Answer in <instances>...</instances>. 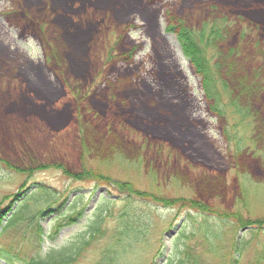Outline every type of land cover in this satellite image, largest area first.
Segmentation results:
<instances>
[{"label": "rangeland", "instance_id": "374dc122", "mask_svg": "<svg viewBox=\"0 0 264 264\" xmlns=\"http://www.w3.org/2000/svg\"><path fill=\"white\" fill-rule=\"evenodd\" d=\"M213 1L229 15L242 10L246 28L257 27L260 43L259 49L250 39L240 45L237 29L221 47L248 86L232 102L227 92L220 103L212 100L221 116L211 111L203 82L176 36L166 31L182 23L198 42L203 36L206 48L216 17L192 8ZM53 2L62 6L64 0ZM18 3L32 7L40 0H0L1 210L36 182L63 192L92 191L90 212L108 190L113 197L124 191L150 200L157 209L153 229L139 248L143 253L128 264H166L174 257L173 245L180 251L181 239L174 241L185 229L186 215L203 204L233 213L240 235L243 225H264V94L257 91L258 66L264 64V0H115L102 29L94 26L102 10L93 7L87 24L73 35L48 28L50 50L36 37L22 39L5 23L2 14ZM235 21L228 17L225 27L235 28ZM20 202L21 197L11 209ZM121 209L114 207L115 214ZM114 219L108 218L110 229ZM79 231L80 226L64 228L58 246ZM110 234L78 264H96ZM257 238L264 242V233ZM51 247L45 243L43 251Z\"/></svg>", "mask_w": 264, "mask_h": 264}, {"label": "trees", "instance_id": "16d2710c", "mask_svg": "<svg viewBox=\"0 0 264 264\" xmlns=\"http://www.w3.org/2000/svg\"><path fill=\"white\" fill-rule=\"evenodd\" d=\"M71 1L75 0H64L62 6L55 5L53 0H40L39 4L32 7L18 3L14 5L13 10L5 14L3 19L8 26L18 32L22 39L30 38V36L36 37L44 47L50 50L52 47L48 46L45 39V35L49 32V30L46 32L48 28H57L56 34L64 32L67 35H73L74 32L82 30L87 24L75 29L71 27L68 19L62 18V14H55L57 7H64ZM76 1L81 3V7L92 5L94 9L102 10L98 17L99 20H94V26L98 29L106 26L110 12L109 7L114 2L109 0ZM100 2L104 3L106 8L99 7ZM210 14L223 22L217 24L215 19L206 40V44H209L206 48L203 36L202 41L198 42L196 36L187 31L182 23L170 27V31L178 36L191 66L201 77L207 103L208 101L212 103L211 111L215 109L221 116L222 111L219 109L221 94L227 92L232 102L234 99H238L235 96L238 90L246 92L248 88L244 73H239L235 69L236 67L230 63L233 60L225 57L221 47L231 40L237 29H240L237 35L240 45L243 41L246 42L247 39H250L259 49L260 43H258V35L254 37L257 28L247 29L240 19H235V28L228 29L225 27L224 20L234 17L222 9L211 10ZM32 22L41 23L39 24L42 25L41 28H35ZM71 22L75 23V20ZM129 29L130 27L126 30ZM260 37L264 42V38ZM231 55L239 58L236 53H231ZM258 72L260 73V78H258L260 82L257 85V91L264 94L263 61L258 66ZM215 99L219 102L216 107L212 102ZM119 105L124 106L121 102ZM115 117L121 119V122L129 123L124 118L125 115L115 114ZM134 127L138 128V126ZM168 130L164 129V131ZM94 179L98 181L96 177ZM75 189L63 192L46 182H36L24 189L25 191L23 190L20 194L6 200H10L8 209H0V261L4 264H78L81 259L86 258L92 248L106 238L109 231L112 233L108 238L109 243L101 251L102 254L96 257V259L98 258L96 264H106L107 262V264H128L131 256L134 254L140 256L143 253V250H139V248L153 229L156 205L150 200H136L131 194L124 191L119 192V196L113 197V193L108 190L106 194L98 197L94 209L90 212L88 203L93 198V192L85 193L84 190ZM20 197V205L12 210L13 202L19 200ZM36 205H42V208L37 209ZM119 206L122 209L115 214L114 207ZM198 209L197 213L186 215L187 218L183 223L186 224L185 229L180 231L174 241L177 242V239L178 241L181 239L180 251L176 254L174 252L176 246L173 245L171 255L174 257L170 256L166 264H264V242L256 239L259 234L264 233V225L258 223L243 225L241 228L244 227L243 230L246 232L240 235L238 227L235 228L233 213L216 212L206 208L204 204ZM7 212H10L9 218H5ZM112 216L115 217L116 223L110 229V226H107V221ZM197 218L200 220L199 224L195 222ZM47 220L49 223L45 227L44 222ZM75 226H80L81 231L59 247L57 237L61 231L64 228ZM186 228L190 230L186 231ZM232 231L236 234L228 239ZM185 239H190L189 245L186 243L183 246L182 243ZM192 241L194 243L190 245ZM45 243L54 247L44 252Z\"/></svg>", "mask_w": 264, "mask_h": 264}, {"label": "flooded vegetation", "instance_id": "af4514ba", "mask_svg": "<svg viewBox=\"0 0 264 264\" xmlns=\"http://www.w3.org/2000/svg\"><path fill=\"white\" fill-rule=\"evenodd\" d=\"M92 7V5L81 7V3L75 0L71 1L70 4H67L64 7H57L55 9V14H62V18L68 19L71 27L76 29L78 27H83L88 22L89 12L93 9ZM193 9L195 13H200V10L197 9V11L195 8ZM72 20H75V23H72ZM39 24L41 23L32 22V25L35 28H41L42 25Z\"/></svg>", "mask_w": 264, "mask_h": 264}, {"label": "water", "instance_id": "95a60500", "mask_svg": "<svg viewBox=\"0 0 264 264\" xmlns=\"http://www.w3.org/2000/svg\"><path fill=\"white\" fill-rule=\"evenodd\" d=\"M173 235L170 236V238L172 237Z\"/></svg>", "mask_w": 264, "mask_h": 264}]
</instances>
